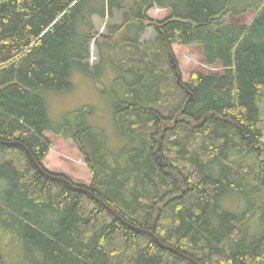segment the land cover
<instances>
[{
  "label": "trees",
  "instance_id": "1",
  "mask_svg": "<svg viewBox=\"0 0 264 264\" xmlns=\"http://www.w3.org/2000/svg\"><path fill=\"white\" fill-rule=\"evenodd\" d=\"M153 7L168 16L153 21ZM249 10V24L227 20ZM93 17L108 18L106 33ZM149 26L157 44L147 58L138 45ZM174 44L199 47L222 73L178 82ZM105 68L124 88L112 90L113 137L86 121L91 109L54 126L45 94ZM46 131L76 145L92 182L64 177L130 224L200 264H264V0H0V264H193L3 144H23L44 169ZM233 196L242 201L229 209Z\"/></svg>",
  "mask_w": 264,
  "mask_h": 264
},
{
  "label": "rangeland",
  "instance_id": "2",
  "mask_svg": "<svg viewBox=\"0 0 264 264\" xmlns=\"http://www.w3.org/2000/svg\"><path fill=\"white\" fill-rule=\"evenodd\" d=\"M153 21L164 19L168 16V10L159 7H153L147 12ZM255 16L254 10H249L241 16L228 15L227 20L232 23L249 24ZM119 21V15L113 18V21ZM108 18L93 17V22L99 34L106 33L105 25ZM110 22V20H109ZM155 31L149 26L139 38V47L144 50L149 58L156 48ZM133 51L121 49L119 59L125 58L126 63ZM126 56V57H125ZM99 62L98 49L94 41L90 44L89 65L96 66ZM170 67L174 72L180 75L183 82L187 81L192 71H199L205 74H221L222 67L218 64L206 65L203 62L201 52L197 46L172 45V54L169 60ZM121 65V64H120ZM101 74V73H100ZM94 74V77H88L80 72H75L72 76V88L64 92L47 93L45 100L48 108L49 118L54 126L63 123L66 116L76 118L81 109H91L86 114L89 123L97 127H104L113 137L115 128L113 126V88H121L118 84L113 87L114 72L110 68L103 69L102 74ZM176 78H177V74ZM97 81V82H96ZM105 86V87H104ZM104 87V88H103ZM44 136L50 141L51 146L47 155L42 160L44 169L49 173L68 177L73 182L90 186L92 175L88 170L83 156L76 145L64 139L61 135L52 131L44 132ZM114 142L111 143L113 146ZM157 148V147H156ZM162 155L160 163L169 164L168 151L163 150L160 145L158 151ZM240 197H229L223 201L225 207L231 209L240 201ZM242 201V200H241ZM233 209V208H232Z\"/></svg>",
  "mask_w": 264,
  "mask_h": 264
},
{
  "label": "water",
  "instance_id": "3",
  "mask_svg": "<svg viewBox=\"0 0 264 264\" xmlns=\"http://www.w3.org/2000/svg\"><path fill=\"white\" fill-rule=\"evenodd\" d=\"M176 74H177V81L180 82V75L177 73L176 71ZM239 129V132L242 136V138H246V136L244 135V133L242 132V129L240 127H237ZM250 140V138H249ZM3 144H7V145H17L19 147H21L25 152L26 154L29 156L31 162L33 163L34 167L36 168L37 171H39L42 175H44L45 177L53 180V181H56V182H60L62 184H64L65 186L69 187L70 189L74 190V191H78V192H83V193H86L88 195H90L92 198H94L97 202H99L103 207H105L113 216H115L118 220H120L123 224H125L127 227L133 229V230H136V231H139V232H142L144 234H147L149 235L154 241L155 243L160 246L161 248L163 249H166V250H170L172 251L173 253L187 259L188 261H190L191 263L193 264H200L199 262H197L196 260H194L193 258H191L190 256L182 253L181 251L175 249L174 247H171L169 245H166L164 243H162V241L151 231V230H146V229H143L141 227H138V226H134L132 224H130L129 222H127L126 220H124L119 214H117L115 211H113L108 205H106L103 201H101L96 195H94L88 188L86 187H83V186H78V185H75L73 184L70 180H68L67 178H65L64 176H60V175H56V174H53V173H49L48 171L44 170L35 160L34 158L32 157V155L30 154V152L26 149V147L19 143V142H5ZM160 150V144L158 145L156 151H155V154H156V158L161 161L162 160V155L160 153H158V151ZM159 164L161 166H166L167 163H160Z\"/></svg>",
  "mask_w": 264,
  "mask_h": 264
}]
</instances>
